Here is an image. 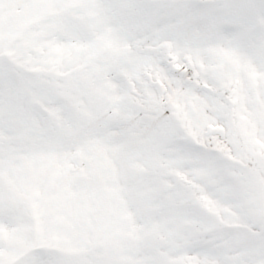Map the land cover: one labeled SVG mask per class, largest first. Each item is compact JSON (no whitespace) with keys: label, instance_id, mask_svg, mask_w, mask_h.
Returning <instances> with one entry per match:
<instances>
[{"label":"snow or ice","instance_id":"6c2138e0","mask_svg":"<svg viewBox=\"0 0 264 264\" xmlns=\"http://www.w3.org/2000/svg\"><path fill=\"white\" fill-rule=\"evenodd\" d=\"M0 264H264V0H0Z\"/></svg>","mask_w":264,"mask_h":264}]
</instances>
